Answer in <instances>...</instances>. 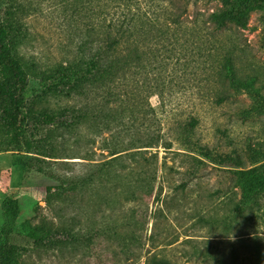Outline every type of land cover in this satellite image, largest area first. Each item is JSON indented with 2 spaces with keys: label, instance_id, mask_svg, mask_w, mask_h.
I'll use <instances>...</instances> for the list:
<instances>
[{
  "label": "rangeland",
  "instance_id": "374dc122",
  "mask_svg": "<svg viewBox=\"0 0 264 264\" xmlns=\"http://www.w3.org/2000/svg\"><path fill=\"white\" fill-rule=\"evenodd\" d=\"M175 1L173 5L179 3ZM129 2L134 12L148 3L149 13L160 19V4H168ZM82 3L0 0V19L22 29L15 48L27 71L21 93L26 107L50 113L75 108L89 118L104 104V89L70 95L52 89L61 64L87 59L88 49L80 45L90 19L101 21L105 13L127 8L122 0L116 5H107V0ZM222 3L192 1L178 25L166 26L168 38H154L164 23L157 24L149 33L151 40L138 43L144 61L123 69L116 84L118 117L110 123L109 143L111 148H128L120 152L127 163L133 153L149 157L156 152L153 185H126L129 178L124 174L116 176L124 185H104V179L126 168L122 161L107 167L110 173L99 166L112 156L102 148L103 136L110 132L94 135L97 126L87 118L78 123L69 117L66 128L24 118L19 143L0 135V243L8 240L19 246V264H146L152 253L174 264H264V194L257 206L241 207L235 168L218 162L219 156L232 154L239 168H248L264 157V113L252 110L255 99L250 93L255 89L264 97V7L251 9L244 26L215 29L207 14ZM226 57L241 88L219 77ZM222 94L227 97L218 101ZM109 102L107 107L116 104ZM191 115L197 122L187 130L183 124ZM148 135L158 137L159 143L138 147ZM24 139L54 149L57 157L46 159L55 173L85 176L73 184L69 202H45L46 187L59 181L42 172L38 155L26 151ZM185 140L196 149L183 147ZM198 145L209 150L211 158L199 152ZM7 197L16 201L18 210L15 228L5 238L2 203ZM36 225L59 233L52 240H35L28 233ZM63 225L71 228L72 236L61 232Z\"/></svg>",
  "mask_w": 264,
  "mask_h": 264
},
{
  "label": "trees",
  "instance_id": "16d2710c",
  "mask_svg": "<svg viewBox=\"0 0 264 264\" xmlns=\"http://www.w3.org/2000/svg\"><path fill=\"white\" fill-rule=\"evenodd\" d=\"M107 1V5H116L120 0ZM122 1L124 2V7H127L125 11L111 14L108 12L109 15L105 13L103 16L104 20L101 18V21L90 19L91 21H89L85 29L86 39L80 45L81 49L84 48V45L88 49L87 59L74 63H66L65 65L61 64L55 70V74H53L57 78V82L52 89L64 95L72 93L85 94L97 89H104L106 91L104 104L95 111H92L89 118L85 113L76 112L75 108H63L58 112L50 113L24 105L21 93L27 84V71L15 48L17 41L22 37V29L18 23L12 22L9 19H0V135L7 137V142L15 141L19 143L21 134L19 123L24 118L34 120L38 125L53 124L60 128H66L69 125V122H67V118L69 117L72 118L73 122L78 123L87 118L86 120L89 119L90 124L95 123L94 127L97 126V129L94 128L93 130V127H90L94 135L106 130L111 131L110 123L114 122L118 117V100H120L116 97L115 87L121 78L120 74L123 69L129 68L131 70L141 60L138 43L146 44L148 40H151L152 37L149 33L158 26L157 24L161 23L165 25L161 24V29L156 28L159 32L154 38L156 40L168 38L169 33L166 26L178 25L181 19L180 15L186 12L188 5L194 0H178L177 2L179 3L177 5H173L174 3L176 4L175 0H167V6L160 4L161 14L164 15L161 19L153 17L149 13L148 3H143L144 8L140 12H134L130 8L131 4L129 0ZM79 2L83 5L82 0H79ZM222 2L220 7L215 8L207 14L206 21L211 23L215 29H221L228 25L236 27L244 26L247 23V17L251 9L264 7V0H222ZM177 8L180 10L179 13L175 12ZM261 43L264 45V34L262 35ZM120 51H123V53L121 54ZM141 61H144V59ZM218 74L223 80L227 79L228 85L232 88H241L243 85L239 78H237L235 68L229 57L225 58ZM250 93L255 99L252 110L264 113V97L255 89L251 90ZM226 97L227 94H222L217 99L218 101H222ZM110 99L116 102L114 107H107ZM196 122L197 119L191 115L183 126L185 129L190 130V128L195 126ZM111 136H113L111 132L108 136H103L102 142L104 145H102V148H108L109 155L112 156L104 160L99 166L105 168V171L110 173L107 167L116 165L118 161H122L126 170L118 174L116 173L117 175L112 174L111 177L104 179V185H124L122 179H118L121 184L116 182V176L120 174L128 176V181L124 182L126 185H153L154 171H152V165L155 164L154 158L157 157V153H151L150 156L152 158L145 156L142 152H140V156H135L136 154L133 153L130 157V163H127V160L122 156L124 153L120 152L128 148H111V143H109ZM145 138L146 141H142L143 145L138 147H153L159 143L158 137L148 135ZM44 144L40 140L28 141L24 139L26 151H34L38 155L36 162L42 172L59 181L54 187H46L45 202L48 205L56 201L65 204L70 201L71 192L75 188L73 184L79 180L83 182L85 176L70 177L55 173L50 165L51 160L46 158H56L57 156H55V153H52L54 149L48 148ZM189 144L190 141L185 140L182 146L191 148L192 150L196 149V144L188 147ZM197 149L208 158H211L210 151L206 148L198 145ZM235 160L236 158L232 154L218 157V162H221V165L235 168L233 170L241 188V207L257 206L260 196L264 194V157L256 159L255 165L248 168H239ZM82 195L83 193L80 196ZM17 210L18 206L14 199L11 197L4 199L2 203L4 222L1 226V233L5 238L15 228ZM59 210L62 211L63 208L61 207ZM60 228L66 237L72 236L71 228L64 225ZM55 233H59V230L51 229L45 225H36L29 229L28 234L35 240L43 241L45 239L52 240L51 237H55ZM18 254V245L8 240L0 243V264H19L17 262ZM146 264L174 263L169 258L152 253L147 257Z\"/></svg>",
  "mask_w": 264,
  "mask_h": 264
}]
</instances>
